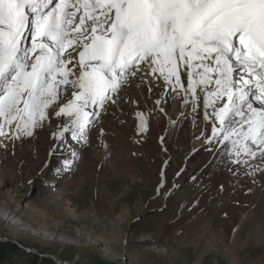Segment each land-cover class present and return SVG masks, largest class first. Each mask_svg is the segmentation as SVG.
Here are the masks:
<instances>
[{"label": "rangeland", "instance_id": "obj_1", "mask_svg": "<svg viewBox=\"0 0 264 264\" xmlns=\"http://www.w3.org/2000/svg\"><path fill=\"white\" fill-rule=\"evenodd\" d=\"M180 74L184 88L155 75L121 87L95 109L87 144L54 136V124L59 131L68 118L51 109L54 124L32 137L5 128L0 241L75 264H264V161L237 157L230 144L224 154L228 142L213 136L203 86L191 99L183 67ZM166 95L167 115L157 120L155 102ZM6 212L23 224L4 222Z\"/></svg>", "mask_w": 264, "mask_h": 264}, {"label": "snow or ice", "instance_id": "obj_2", "mask_svg": "<svg viewBox=\"0 0 264 264\" xmlns=\"http://www.w3.org/2000/svg\"><path fill=\"white\" fill-rule=\"evenodd\" d=\"M181 67L185 91L218 105L224 154L264 161V0H0V136L32 137L51 109L68 118L54 136L87 144L122 86L184 88Z\"/></svg>", "mask_w": 264, "mask_h": 264}, {"label": "bare ground", "instance_id": "obj_3", "mask_svg": "<svg viewBox=\"0 0 264 264\" xmlns=\"http://www.w3.org/2000/svg\"><path fill=\"white\" fill-rule=\"evenodd\" d=\"M197 76H194L193 77V79L195 80V78H196ZM197 79H198V77H197ZM182 80V79H181ZM186 81V79H183V81ZM164 81V80H163ZM130 83H128V84H126V85H124V86H128ZM160 85V84H159ZM166 85V84H165ZM124 86H122V88L124 87ZM137 86V85H136ZM143 86V85H142ZM202 86V85H201ZM210 86H212V85H210ZM151 87V86H150ZM156 87V86H155ZM157 88V87H156ZM136 93V92H135ZM147 93V92H146ZM167 94V93H166ZM183 94V93H182ZM205 94L201 91V96L203 97ZM190 98L191 99H194V96L191 94V92H190ZM122 99V98H121ZM120 99V100H121ZM208 99H212L211 97H208ZM158 100L160 101V104H159V107H158V109H160V108H162V109H164V110H166L167 109V107H169V105H168V103H169V101H170V98H169V95H166L165 96V98H164V96H160V98H158ZM178 100V99H177ZM134 101V100H133ZM132 101V102H133ZM173 102V101H172ZM202 102H203V99H202ZM120 103V102H119ZM135 103V102H134ZM156 103V102H155ZM136 104V103H135ZM173 104V103H172ZM189 104H190V111L193 109V107H194V104H192V100L189 102ZM204 106H206L205 105V103L203 104ZM175 106V108H179L180 106L179 105H174ZM157 106H155V104H152V111H153V113L156 111V114H157V108H156ZM209 107V112L208 113H206V117H207V119H212L213 117H214V107L215 108H218V105H214V106H208ZM206 108H207V106H206ZM124 109V108H123ZM140 109V108H139ZM87 110H89V111H91L92 109L90 108V109H87ZM101 110V109H100ZM170 110V109H169ZM167 111V110H166ZM98 112V111H97ZM192 112V111H191ZM207 112V111H206ZM138 114V113H137ZM164 114H166V112L165 111H163V110H161L160 109V111H159V113H158V115H159V118H157V120H159V119H161V116H164ZM51 115V114H50ZM143 115V114H142ZM167 115V114H166ZM145 116V115H144ZM155 117V116H154ZM157 117V116H156ZM143 118H145V120L147 121V123H148V125H150L151 123H149V119L145 116V117H143ZM169 118H171V116L169 115L168 116V119ZM103 119H105V118H103ZM173 119V118H172ZM177 119V118H176ZM55 121V120H54ZM100 121V120H99ZM106 122V121H105ZM156 122H158V121H156ZM49 123H52V124H54L53 123V120L51 119V120H49V121H47V120H45V121H43L42 122V124H43V126L45 127V126H47ZM141 123V122H140ZM215 124L216 125H218L219 124V121H216L215 122ZM139 125V124H138ZM156 125V124H155ZM203 125L204 124H202L201 125V127H203ZM211 127H212V131H213V126H214V122H212V124H209ZM54 126H55V129H56V131H58L57 130V124L55 123L54 124ZM61 126V125H60ZM59 127V126H58ZM101 128V127H100ZM180 128V127H179ZM55 129H54V133H55ZM104 129V128H103ZM95 130V129H94ZM175 131H176V129H174ZM202 130H204V129H202ZM210 130V129H209ZM136 131V130H135ZM172 131V130H171ZM53 132V131H52ZM93 132V131H92ZM106 132V131H105ZM107 133V132H106ZM114 133V132H113ZM171 133V132H170ZM181 133V132H180ZM206 133V132H205ZM219 133V132H218ZM217 133V134H218ZM40 134V133H39ZM45 134V133H44ZM169 134V133H168ZM211 134H212V132H211ZM47 135V134H46ZM67 136V135H66ZM173 136V135H172ZM175 136V135H174ZM49 137H50V135H49ZM69 137V136H68ZM216 138V137H215ZM214 138V139H215ZM59 139V138H58ZM89 139H91V135H90V138ZM60 140H61V138H60ZM62 141V140H61ZM70 141H72V140H70ZM69 141V142H70ZM90 141V140H89ZM55 143V142H54ZM57 143V142H56ZM59 143V142H58ZM65 144V143H64ZM217 145V144H216ZM74 146V145H73ZM97 147V146H96ZM109 147V146H108ZM208 147V146H207ZM66 148H68V146H66ZM92 148H93V146H92ZM195 148H197V147H195ZM192 149L193 151H197V149ZM215 148V147H214ZM213 148V149H214ZM209 149V148H208ZM69 150V149H68ZM90 150V149H89ZM100 150V149H99ZM103 150V149H102ZM215 150V149H214ZM62 151V150H61ZM199 152V151H198ZM34 154V153H33ZM190 155V154H189ZM34 156V155H33ZM253 159V158H252ZM49 161V160H48ZM253 162V161H252ZM236 168V167H235ZM227 170V169H226ZM237 171V170H236ZM263 171V170H262ZM257 173H258V171H257ZM235 175V174H234ZM245 181V180H244ZM76 182V181H75ZM211 187V186H210ZM252 188V187H251ZM2 219H3V221L4 222H6V223H10V224H13V225H21V224H23V223H17L16 221H15V219H16V217L12 214V213H8V212H6L5 214H3L2 215V217H1ZM49 237H51V235L49 236ZM54 239H56V237L54 238Z\"/></svg>", "mask_w": 264, "mask_h": 264}, {"label": "trees", "instance_id": "obj_4", "mask_svg": "<svg viewBox=\"0 0 264 264\" xmlns=\"http://www.w3.org/2000/svg\"><path fill=\"white\" fill-rule=\"evenodd\" d=\"M13 256L23 259L24 264H57L53 260L31 254L16 244L0 241V264L10 261Z\"/></svg>", "mask_w": 264, "mask_h": 264}, {"label": "water", "instance_id": "obj_5", "mask_svg": "<svg viewBox=\"0 0 264 264\" xmlns=\"http://www.w3.org/2000/svg\"><path fill=\"white\" fill-rule=\"evenodd\" d=\"M18 246H20V245H18ZM20 247H21V246H20ZM26 251L28 252V250H26ZM44 258H47V256H44ZM51 259H53L54 262L57 263V264H75V263H66V262H62V261L58 260V259L55 258V257H51Z\"/></svg>", "mask_w": 264, "mask_h": 264}]
</instances>
